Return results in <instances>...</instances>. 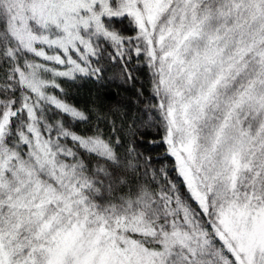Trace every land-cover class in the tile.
<instances>
[{"label":"snow or ice","instance_id":"1","mask_svg":"<svg viewBox=\"0 0 264 264\" xmlns=\"http://www.w3.org/2000/svg\"><path fill=\"white\" fill-rule=\"evenodd\" d=\"M0 264H264V0H0Z\"/></svg>","mask_w":264,"mask_h":264},{"label":"trees","instance_id":"2","mask_svg":"<svg viewBox=\"0 0 264 264\" xmlns=\"http://www.w3.org/2000/svg\"><path fill=\"white\" fill-rule=\"evenodd\" d=\"M111 67V66H110ZM119 69L117 67H111L109 72L110 77H116ZM140 79L137 81V87L141 83L144 85L145 95L147 96V71L141 69L138 73ZM63 86L66 90V99L69 103L74 104L78 108L87 109L90 107L93 99L97 94V86L88 80H78L75 83L68 81L63 82ZM135 99V89L123 85L118 78H113L108 85L106 105L122 103L130 104ZM78 131H87L88 127L84 124H80ZM152 133H149V137Z\"/></svg>","mask_w":264,"mask_h":264}]
</instances>
